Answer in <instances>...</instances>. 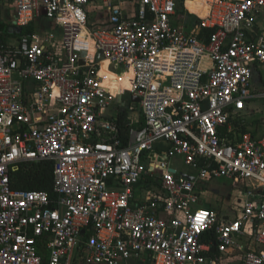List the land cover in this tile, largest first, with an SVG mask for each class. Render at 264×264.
<instances>
[{"label":"built area","instance_id":"obj_1","mask_svg":"<svg viewBox=\"0 0 264 264\" xmlns=\"http://www.w3.org/2000/svg\"><path fill=\"white\" fill-rule=\"evenodd\" d=\"M9 1L22 33L14 42L0 27V264H220L203 240L211 231L219 253L238 247L241 264H264V132L224 134L264 99L254 91L264 0H207L206 17L188 0H129L131 10L123 0H0V9ZM100 1L109 17L94 23L89 6ZM179 7L198 23L177 24ZM32 24L40 30L23 32ZM104 59L132 72L126 92L140 98L125 104L143 118L125 140ZM44 159L54 161L55 200L12 188L18 163ZM144 175L162 191L140 202ZM218 179L244 188L237 214L202 204L211 202L202 185ZM242 238L260 249L245 251Z\"/></svg>","mask_w":264,"mask_h":264},{"label":"crops","instance_id":"obj_2","mask_svg":"<svg viewBox=\"0 0 264 264\" xmlns=\"http://www.w3.org/2000/svg\"><path fill=\"white\" fill-rule=\"evenodd\" d=\"M100 2H103V1H100ZM100 2H97V3H95V4H92V5H90L89 6V15L91 14V11H92V9L93 8H97V7H99V3ZM123 2V6H124V8L126 9V10H131V8H132V5H131V1H129V0H123L122 1ZM202 2L205 4V2H204V0H202ZM186 5H187V3H186ZM206 5V4H205ZM188 7V6H187ZM206 7H207V5H206ZM105 8H107V11H106V13L105 14H103V18L100 20V21H96V22H94V23H105L107 20H108V17H109V5L108 4H105ZM188 9H189V7H188ZM207 10L205 11V13H200V15L202 16V17H204L205 16V14H207V11H208V8H206ZM182 10H183V8H182ZM190 10V9H189ZM191 11V10H190ZM192 13H195V14H197L198 15V13H196V12H194V11H191ZM105 15H106V20L104 19V17H105ZM199 16V15H198ZM0 17H2L4 20H2L3 22L2 23H5L4 21H5V6L4 7H2V9H0ZM180 17L181 18H183V20L182 21H184V20H186L188 17L186 16V15H183L182 14V16L180 15ZM14 19H15V15H14ZM103 19L105 20V21H103ZM93 22V21H92ZM185 22H187V23H189L188 21H185ZM195 21H193L192 23H194ZM12 25H10V27H11ZM190 28V27H189ZM10 29V28H9ZM9 32H10V30H9ZM10 33H12V35H13V39H12V41H14L15 42V39L14 38H17L18 36H19V34L18 33H16V32H10ZM60 33H61V31H60ZM60 40V39H59ZM60 43V42H59ZM260 66V65H259ZM259 66H257L256 67V69H255V72H254V91L255 92H260V91H264V78L263 77H261L259 74H258V70L257 69H259ZM109 69H111V68H109V63L106 65V67H105V69L103 70V72H101V74H102V77H103V81H104V84L107 86V87H109L110 89H112L113 91V93H118L117 91H115L114 90V88H112L111 86H110V81H111V79L108 77V74H107V72H108V70ZM112 70V69H111ZM129 74H131V72L129 73ZM108 83V84H107ZM131 83V82H130ZM129 88H130V85H129ZM123 95H125V93H122V94H120V95H118L117 96V99L115 100V103L117 102V100H118V98L120 97V96H123ZM115 103H114V105H115ZM251 103H256V106H252L251 105ZM123 104H125V103H122V105H120L119 106V110H115V107L113 106V108H112V112H114L115 114H121V113H123V114H125L126 116H127V118H129L130 119V124L131 123H133L134 125H136V126H139V125H141L142 124V122H143V118L141 117V115H140V113H139V111L138 112H135V113H133V112H129V111H125V109L123 110V108H122V106H123ZM257 104L259 105V106H257ZM251 105V106H250ZM263 118V119H262ZM263 120V121H259V120ZM236 120H238V121H240V124H242L240 127H239V129H241V130H246L245 132H243V133H246V132H248V133H252V134H256V135H261L263 132H264V99H258V98H256V99H254V100H251V101H249V102H247V104H246V109L243 111V113L239 116V118H237V119H235V121ZM252 120H256L257 122H253ZM233 129H234V131H233V135H241V134H243L242 132H238V128H236V124H233ZM240 133V134H239ZM149 157L151 158V154H149ZM152 157H154V154L152 155ZM179 161V164H181V161L179 160V159H176V160H174L173 161V164H172V166H176L175 164H178V163H176V162H178ZM182 167V166H181ZM183 168V167H182ZM184 169V168H183ZM186 169H184V171H185ZM150 178H153V179H156L157 181H158V185H155L154 183H152L151 181H148L147 182V180H143V182H141L139 185H137V187L135 188V196H136V199H137V201H144V200H146V199H148V197H150L151 196V194H159L161 191H162V189H161V182L159 183V178L158 177H150ZM221 179H218V180H212V181H209V182H207V183H212V182H215V181H220ZM224 180V179H223ZM225 181V183H223L224 185H227V183L226 182H228V181H226V180H224ZM231 183V182H230ZM205 184L206 183H204L203 185H202V191L204 192V197L206 198V199H209L211 202H209V201H203L202 202V204L203 205H205V206H213V204L214 203H216L217 204V202L216 201H213L212 199H210V198H208L206 195L207 194H209V193H211L212 191L210 190V189H206L205 188ZM242 185H237V187H236V189L233 191V196L235 197L236 196V193L238 194V192H243L244 191V188H242L241 187ZM241 192H240V197L238 198L239 200L241 199ZM219 202H220V199H219ZM235 201H233V200H231V201H229V203L227 204V205H231V206H233L234 205V209H232V210H235V209H239V207L237 206V205H235V203H234ZM225 206V205H224ZM230 206V207H231ZM218 207V206H217ZM221 209H224V207H222ZM224 213V211L222 212V214ZM232 213V212H231ZM234 213H235V211H234ZM224 216V215H223ZM248 235V238H249V234H247ZM246 238H247V236H246ZM246 238H242L241 240H239L241 243H243L244 245H245V251L246 250H259L260 248L259 247H257L255 244H254V242H253V240H251V241H249V240H246ZM208 239H210V237L209 238H207V240ZM206 240V242H211V244H212V246H213V243H215L216 244V242H213L212 243V241H214V240H212V241H207ZM209 255L211 256V257H215V258H218L219 259V261H220V264H241L242 263V257H243V255H244V251L243 250H240L238 247H233V248H231L230 250H229V252L228 253H226V254H221V253H219V251H218V249H217V245H216V247L213 249L212 247H211V250L209 251Z\"/></svg>","mask_w":264,"mask_h":264},{"label":"rangeland","instance_id":"obj_3","mask_svg":"<svg viewBox=\"0 0 264 264\" xmlns=\"http://www.w3.org/2000/svg\"><path fill=\"white\" fill-rule=\"evenodd\" d=\"M105 2H100L99 3V7L97 8H93L90 14V20L93 22L96 21H100L103 18V14L106 13L107 8H105ZM187 6L189 7V9L191 11H194L196 13H198V15L200 17H202L200 15V13H205V11L207 10L206 5L202 2V0H188L187 1ZM186 15L188 18L184 21L183 18L180 17V15L182 16ZM14 15H15V6H14V2L13 1H9L8 3H5V23H8L9 25L14 24L15 19H14ZM177 18H176V23L180 24L182 22L188 21V25L189 27H193L194 24L198 23L199 21V17L195 14H191L189 12H184V10H182V7H179V12L177 13ZM104 19L106 20V15L104 17ZM103 19V21H105ZM193 21H195L194 23H192ZM187 23V22H186ZM35 28H37V25L32 24V29L34 30ZM36 30H40V27L37 28ZM55 31V36H56V40H57V45H59V42L61 40V33H60V29L56 28L54 29ZM60 39V40H59ZM258 70V74L264 78V64L259 66ZM116 71L109 69L107 74L108 77L111 79L110 81V86L112 88H114L115 91H117L118 93H116L117 95L125 93L127 90H129V85L131 82V74H117L115 73ZM108 84V83H107ZM112 90V89H111ZM113 91V90H112ZM131 100V96L129 94V92H126L125 95L120 96L117 100V102L115 103L114 107L115 110H119V106L122 105V103H128ZM252 106H256V103H251ZM250 105V106H251ZM257 106H259L257 104ZM138 112V109H136L135 111H133V113ZM263 119V118H262ZM259 120V121H263V120ZM253 122H257L256 120H252ZM238 132H243L241 130H238ZM240 134V133H239ZM239 136V135H237ZM162 160V158H160L158 160V162L160 163ZM173 162V161H172ZM176 163H179L176 162ZM223 183H225V181L223 179H221L220 181H215L212 183H206L205 184V188L206 189H210L212 192L207 194L206 196L214 201H218L217 204L214 203V206H219V208L224 207V205H227L229 203V201L234 200L235 197L233 196V191L236 189V185L230 182H226L227 185H224ZM220 199V202H219ZM201 206V205H200ZM231 211L232 209H234V205L230 207ZM235 211V213H234ZM233 211V214H237L239 209H235ZM228 213V212H227Z\"/></svg>","mask_w":264,"mask_h":264},{"label":"trees","instance_id":"obj_4","mask_svg":"<svg viewBox=\"0 0 264 264\" xmlns=\"http://www.w3.org/2000/svg\"><path fill=\"white\" fill-rule=\"evenodd\" d=\"M179 10V9H178ZM0 27L4 29L5 32H9L10 25L8 23H1ZM32 25L27 27L23 32H32ZM212 33V30L209 28H203L200 31V35L208 38ZM120 124V132L123 136L124 140L126 139L127 131L130 127V119L123 113H121L118 117ZM237 130L242 125L240 121H235ZM245 132L246 130H241ZM242 132V133H243ZM224 134L229 136H234L232 133L227 132ZM144 179L151 181L155 185H158V181L156 179L150 178L144 175ZM143 179V180H144ZM144 180V181H145ZM143 182V181H142ZM161 181H159L160 183ZM11 186L16 190H36V191H45L49 194L52 200L57 198V193L54 190V161L52 159H44L36 162L25 161L18 163L11 171ZM207 240V238H209ZM215 239V231L206 232L203 235L204 241H212Z\"/></svg>","mask_w":264,"mask_h":264},{"label":"water","instance_id":"obj_5","mask_svg":"<svg viewBox=\"0 0 264 264\" xmlns=\"http://www.w3.org/2000/svg\"><path fill=\"white\" fill-rule=\"evenodd\" d=\"M9 30H10V32H16V33H18V34H21V33H22V28H21V27L11 26ZM84 55H85V53H82V59H81V61H80L82 64L85 63ZM101 59H102L101 57H98V60H101ZM131 100H132L134 103L137 104V103L139 102L140 98H139V97H136V96H132V97H131ZM122 108H123V110L125 109V104H123ZM145 168H148V166L145 165ZM171 170H172V172H175L174 169H171ZM184 176H186V177L189 178V179H193V178H194L192 175H187V174H185ZM215 247H216V244L213 243L212 248L214 249Z\"/></svg>","mask_w":264,"mask_h":264},{"label":"bare ground","instance_id":"obj_6","mask_svg":"<svg viewBox=\"0 0 264 264\" xmlns=\"http://www.w3.org/2000/svg\"><path fill=\"white\" fill-rule=\"evenodd\" d=\"M204 2H205V4L207 5V8H208L207 14H205V16H204V17H206V16L208 15V13H209V8H210V6H209L207 0H204ZM108 63H110V62H109V60H107V59H104V60L101 61V69H100V75H101V76H102L101 72H103V70L105 69V67H106V65H107ZM132 82H133V74H132V72H131V83H130V87H131V85H132ZM105 84H106V83H105ZM105 84H104V85H105ZM129 89H130V88H129Z\"/></svg>","mask_w":264,"mask_h":264}]
</instances>
